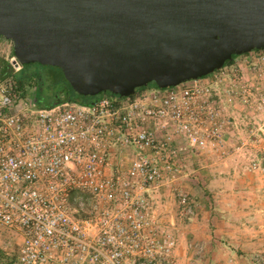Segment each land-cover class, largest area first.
<instances>
[{
	"label": "built area",
	"instance_id": "obj_1",
	"mask_svg": "<svg viewBox=\"0 0 264 264\" xmlns=\"http://www.w3.org/2000/svg\"><path fill=\"white\" fill-rule=\"evenodd\" d=\"M3 60L0 232L19 233L13 263L179 264L155 193L184 176L180 141L200 151L219 138L215 77L38 107L15 90L23 64L0 36V74ZM178 200L197 214L188 193Z\"/></svg>",
	"mask_w": 264,
	"mask_h": 264
},
{
	"label": "water",
	"instance_id": "obj_2",
	"mask_svg": "<svg viewBox=\"0 0 264 264\" xmlns=\"http://www.w3.org/2000/svg\"><path fill=\"white\" fill-rule=\"evenodd\" d=\"M0 36L82 96L132 95L264 50V0H0Z\"/></svg>",
	"mask_w": 264,
	"mask_h": 264
},
{
	"label": "rangeland",
	"instance_id": "obj_3",
	"mask_svg": "<svg viewBox=\"0 0 264 264\" xmlns=\"http://www.w3.org/2000/svg\"><path fill=\"white\" fill-rule=\"evenodd\" d=\"M31 69L45 81L59 74ZM220 69L209 74L220 92L219 138L200 151L180 141L185 173L155 193L157 212L178 237L179 264H264V51ZM180 190L197 203L191 218ZM19 241L16 231L0 232V264H10Z\"/></svg>",
	"mask_w": 264,
	"mask_h": 264
},
{
	"label": "trees",
	"instance_id": "obj_4",
	"mask_svg": "<svg viewBox=\"0 0 264 264\" xmlns=\"http://www.w3.org/2000/svg\"><path fill=\"white\" fill-rule=\"evenodd\" d=\"M234 59H231L226 62V64L233 63ZM1 63L4 65L3 73L0 74V78L3 77L4 73L8 71V63L4 60L1 61ZM37 65H41L39 63H36ZM35 65V64H33ZM33 65H26L23 64V69L20 73H18L15 76V90L21 94V97L23 98H32L34 101H40L42 102V105L44 106H51L55 103H57L60 99V101H78L82 103H91L99 95L97 96H82L78 94L69 84V82L65 79L62 71L59 68L44 65L51 67L53 69H56L59 71V74L52 75L50 79H46L47 81L42 79V76L39 71L32 70L31 66ZM157 85L156 83H151L148 86ZM146 87H142L137 89L143 90ZM136 91V92H137ZM107 94H110V92H105ZM104 94V93H102ZM101 95V94H100ZM38 105V104H37ZM41 104L38 105V107H42ZM263 168H264V162H263ZM10 264H14L13 260H10Z\"/></svg>",
	"mask_w": 264,
	"mask_h": 264
},
{
	"label": "flooded vegetation",
	"instance_id": "obj_5",
	"mask_svg": "<svg viewBox=\"0 0 264 264\" xmlns=\"http://www.w3.org/2000/svg\"><path fill=\"white\" fill-rule=\"evenodd\" d=\"M61 99H62V98L60 97L59 101H60ZM59 101H58V102H59ZM37 104H38V105H39V104H41V105H42V102H41V100H40V101L38 100V101L36 102V105H37ZM38 105H37V106H38ZM42 107H48V106H44V105H42Z\"/></svg>",
	"mask_w": 264,
	"mask_h": 264
}]
</instances>
